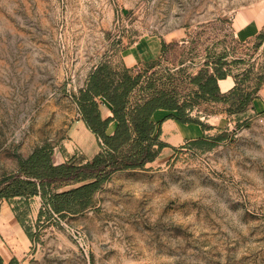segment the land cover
<instances>
[{
	"label": "rangeland",
	"instance_id": "374dc122",
	"mask_svg": "<svg viewBox=\"0 0 264 264\" xmlns=\"http://www.w3.org/2000/svg\"><path fill=\"white\" fill-rule=\"evenodd\" d=\"M244 11L264 16V0H0V183L37 149L51 147L54 160L101 66L152 75L181 100L191 77L217 69L254 89L264 30L238 43ZM152 40L166 45L159 58L129 68L127 52ZM226 109L198 107L226 115L203 120L215 127L205 145L115 173L78 213L50 212L40 196L0 200V228L6 203L32 234L19 223L24 239L0 235L2 253L17 264H264V113Z\"/></svg>",
	"mask_w": 264,
	"mask_h": 264
},
{
	"label": "trees",
	"instance_id": "16d2710c",
	"mask_svg": "<svg viewBox=\"0 0 264 264\" xmlns=\"http://www.w3.org/2000/svg\"><path fill=\"white\" fill-rule=\"evenodd\" d=\"M165 47L163 44L162 52ZM228 77H231L230 73L221 69L213 73L201 72L189 79L193 88L189 100H181L174 91L159 89L160 80L153 79L152 75H133L129 70H124L113 76L108 73V67H99L91 76L87 89L80 93L77 103L82 121L99 141L100 152L91 160L84 156H73L67 163L56 165L51 147L37 149L28 158H20L17 173L1 181L0 200L10 202L15 198L28 200L40 196L50 212L58 215L78 213L81 207L90 205L94 193L112 175L144 169L168 147L160 141L162 130L153 121L157 111L174 113L169 118L181 124L198 125L203 131L211 130L209 125L203 123L210 114H193L198 107L222 104L230 108L226 109L227 114L232 111L231 108H236L238 113H247L248 107L259 98L263 78H259L254 89L245 91L234 77L235 87L228 94H222L219 81ZM221 87L225 89L224 85ZM105 103L112 107V118L105 119L101 112ZM113 122L117 123V127L111 136L108 129ZM204 138L190 143L203 146L206 144ZM225 139L226 135H219L209 146L214 147ZM65 188L69 190L59 193L60 189ZM19 223L31 238L30 230L21 220ZM17 263L18 260L14 258L9 264ZM0 264H5L1 254Z\"/></svg>",
	"mask_w": 264,
	"mask_h": 264
},
{
	"label": "crops",
	"instance_id": "0c3cea01",
	"mask_svg": "<svg viewBox=\"0 0 264 264\" xmlns=\"http://www.w3.org/2000/svg\"><path fill=\"white\" fill-rule=\"evenodd\" d=\"M235 23L239 25L235 33L236 40L241 44H249L257 40L264 30V16H260L254 11H244L243 13L238 14ZM162 44V42L152 40L147 42L145 47L142 48L139 53L132 51L127 52L125 56L126 65L129 68H132L139 64H146L150 61L157 60L162 54ZM221 83H228L229 89L227 91H223ZM234 87L235 81L232 77L219 81V88L222 94H228ZM215 106H217V108L223 107L222 104H217ZM249 110L256 114L264 113V85L259 92V98L252 102ZM101 112L105 119L113 117L112 107L107 103L102 106ZM171 115L175 114L160 110L153 116L154 123L162 130L160 141L165 143L168 147L162 150L159 157L154 162L148 163L146 166L147 168L154 166V164H158L160 162V158L164 154H170V152L177 150L186 143L188 144L190 142L203 139L211 131L215 130L214 125H209L211 130L203 131L200 126L195 124H181L177 120L169 118ZM211 117L223 119L226 115L223 112H219V114H215V116H209V118ZM116 127L117 123H111L108 129V134L112 136ZM99 152V141L95 135L89 131L86 124L82 121L81 115H79L78 119L69 127L65 142L62 143L59 149L55 150L54 162L56 165L65 164L73 156H84L87 160H91ZM5 204H2L3 206H1L2 210H4L1 212V220L3 226L6 227L7 230L9 228L7 231L9 236L7 237L0 232L1 237L4 240L12 241L14 237L13 234H15L16 238L20 237L21 239H24V232L19 225V222H17L15 214H13L11 209L6 207ZM2 245L5 246V243H0V254L3 257L5 264H9L14 258L8 257L2 253Z\"/></svg>",
	"mask_w": 264,
	"mask_h": 264
},
{
	"label": "bare ground",
	"instance_id": "6f19581e",
	"mask_svg": "<svg viewBox=\"0 0 264 264\" xmlns=\"http://www.w3.org/2000/svg\"><path fill=\"white\" fill-rule=\"evenodd\" d=\"M3 221H4V220H3ZM11 229H12V228H11ZM8 230H9V228H8ZM8 230H7V228L4 227V226H2V227L0 228V232L3 233V234H4L5 236H7V237L9 236V234H8V232H7Z\"/></svg>",
	"mask_w": 264,
	"mask_h": 264
},
{
	"label": "built area",
	"instance_id": "2783aa9c",
	"mask_svg": "<svg viewBox=\"0 0 264 264\" xmlns=\"http://www.w3.org/2000/svg\"><path fill=\"white\" fill-rule=\"evenodd\" d=\"M196 112H197V111H194V113H196ZM194 113H193V114H194Z\"/></svg>",
	"mask_w": 264,
	"mask_h": 264
}]
</instances>
